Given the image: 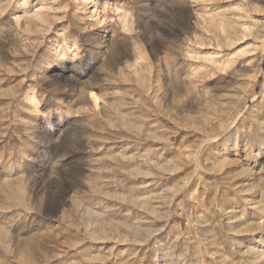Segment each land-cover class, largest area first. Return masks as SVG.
<instances>
[{"label":"clouds","instance_id":"obj_1","mask_svg":"<svg viewBox=\"0 0 264 264\" xmlns=\"http://www.w3.org/2000/svg\"><path fill=\"white\" fill-rule=\"evenodd\" d=\"M262 65L264 0H0V264H264Z\"/></svg>","mask_w":264,"mask_h":264},{"label":"rangeland","instance_id":"obj_2","mask_svg":"<svg viewBox=\"0 0 264 264\" xmlns=\"http://www.w3.org/2000/svg\"><path fill=\"white\" fill-rule=\"evenodd\" d=\"M224 6L225 5L223 3L220 5V7H224ZM200 24H201V27L198 28V29H195V26H193L194 29H195V34L193 36L189 37L190 43L188 44V46L192 47V48H195L197 52H211L212 49L205 47L203 42H202L203 38L208 35V31H205V28L208 27L209 21L201 19L200 20ZM127 26L131 29V25H127ZM250 42L251 41H244L243 44L236 45V48H233L232 51H236L237 48H243L246 44H248ZM246 59H251V57H246ZM198 62L199 61L194 60V59L187 61V63H198ZM262 67H264V65H262ZM216 79L218 80V79H220V77H217ZM224 79L228 80V79H231V78L230 77H225ZM261 79H264V77H262ZM208 83H215V80L209 81ZM256 90L259 91V88L257 87ZM190 107H192L193 112H195V110H196L195 106H190ZM160 120L164 124H166L168 127H170V128H175L176 127V123L171 118H169L168 120H165L164 117H160ZM185 136H187L186 140L184 139ZM174 139L176 141V145H179L182 140H183L184 144H188V143H190L192 141L193 136H190L188 134L187 130L179 129V134ZM231 154L234 156V153H231ZM166 155H169V153H166ZM229 171H231V170H229ZM182 175H183L182 172L181 173H177L176 176H173L171 179L175 180L178 176H182ZM206 178H208V177H206ZM190 188L194 189L195 185L190 186ZM200 191H203V190L201 189ZM3 196H4V189H3L2 183H0V197H3ZM177 199H179V198H177ZM209 199H210V195L206 196L205 197V203H208ZM250 214H251V210H250ZM71 222H72V218L69 217L67 219L66 224L63 225V226H67V223H71ZM58 226H61V220L57 219L55 215L49 214L46 218H44L43 225H41L38 228L37 235H39L40 233H44V232H50L53 229H56L58 231L59 230ZM72 230L74 231V229H72ZM55 234L56 233H53V235H55ZM61 239H63V237H61ZM52 242L53 241H50L48 239V237H41L40 238V244H41L42 250H43L44 247L47 246L48 243H52ZM110 246H111L110 244H105V245L97 244V245H94V247H97V248H99V247L108 248ZM126 247H129V246L128 245H119L118 246V248H126ZM53 264H56V262H53Z\"/></svg>","mask_w":264,"mask_h":264}]
</instances>
